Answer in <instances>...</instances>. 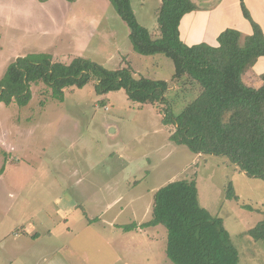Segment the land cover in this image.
Instances as JSON below:
<instances>
[{
    "label": "rangeland",
    "instance_id": "obj_1",
    "mask_svg": "<svg viewBox=\"0 0 264 264\" xmlns=\"http://www.w3.org/2000/svg\"><path fill=\"white\" fill-rule=\"evenodd\" d=\"M160 2L130 0L153 38ZM128 35L108 0H0V78L18 57L39 52L63 63L80 56L108 69L129 65L135 77L168 81L166 97L179 113L196 87L186 85L188 77L172 78L165 55L135 52ZM263 61L243 76L247 84L263 83ZM94 83L65 88L59 101L39 82L26 105L0 102V264L11 258L19 230L40 234L28 243L35 247L30 255L52 245L65 264H174L163 225L130 231L121 225L149 220L154 192L177 179L196 181L198 203L236 250L238 264H264V240L248 234L264 220V179L226 156L170 141L173 126L162 124L161 104L130 101L124 90L98 93Z\"/></svg>",
    "mask_w": 264,
    "mask_h": 264
},
{
    "label": "trees",
    "instance_id": "obj_2",
    "mask_svg": "<svg viewBox=\"0 0 264 264\" xmlns=\"http://www.w3.org/2000/svg\"><path fill=\"white\" fill-rule=\"evenodd\" d=\"M108 1L127 25L135 52L165 55L174 65L172 78L188 77L186 85L196 87V97L179 113L173 112L166 97V80L135 77L129 65L108 69L80 56L63 63L43 52L18 57L9 64L0 78V102L26 105L32 84L39 82L50 88L54 99L63 101L65 88H82L94 81L98 93L124 90L130 101L164 106L159 112L163 114L162 124L173 126L170 141L185 145L193 153L226 156L249 176L264 179V72L260 86L243 79L258 58L264 57V34L243 0L242 13L252 32L244 35L226 28L217 36V45H188L180 39V20L195 8L191 0H161L156 16L157 38L138 23L130 0ZM159 224L167 231L165 252L174 264H238L236 250L198 203L194 179H177L159 187L153 195L151 218L121 228L130 231ZM248 234L264 240V220Z\"/></svg>",
    "mask_w": 264,
    "mask_h": 264
},
{
    "label": "crops",
    "instance_id": "obj_3",
    "mask_svg": "<svg viewBox=\"0 0 264 264\" xmlns=\"http://www.w3.org/2000/svg\"><path fill=\"white\" fill-rule=\"evenodd\" d=\"M192 2L195 8L185 13L179 23L180 39L184 43L192 45L206 42L211 45H217V36L226 28L236 29L244 35H248L252 32L250 22L243 16L240 0H196ZM243 2L252 19L259 24L264 34V0H243ZM187 14H190V19L187 20L183 27H180L184 18H188ZM205 24L212 25L206 27L207 25ZM186 27L190 30L183 36V28ZM189 39L190 41H188ZM260 58L262 59L263 57H259L258 60ZM262 63L264 64V61ZM21 232L23 231L19 230V232L14 234L15 238L13 242L15 246L12 247H15V249L13 252H10L12 255L10 254L11 258L7 261V264H65L64 258L60 257L62 252L57 253L58 248L52 245L40 249L36 247L37 251L30 255L29 252L35 249V247L32 246L33 244L28 243L30 241H38L40 234L36 232L33 236H30L28 232H24L25 235ZM46 233L49 239L52 238L50 230ZM23 236L24 238L26 237V239L29 236L33 239L25 240Z\"/></svg>",
    "mask_w": 264,
    "mask_h": 264
},
{
    "label": "water",
    "instance_id": "obj_4",
    "mask_svg": "<svg viewBox=\"0 0 264 264\" xmlns=\"http://www.w3.org/2000/svg\"><path fill=\"white\" fill-rule=\"evenodd\" d=\"M110 130H113V128H110Z\"/></svg>",
    "mask_w": 264,
    "mask_h": 264
}]
</instances>
